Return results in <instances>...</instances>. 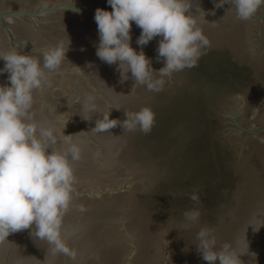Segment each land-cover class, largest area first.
Returning a JSON list of instances; mask_svg holds the SVG:
<instances>
[{"label": "water", "instance_id": "obj_1", "mask_svg": "<svg viewBox=\"0 0 264 264\" xmlns=\"http://www.w3.org/2000/svg\"><path fill=\"white\" fill-rule=\"evenodd\" d=\"M230 3L185 0L209 43L195 67L152 73L163 80L156 92L96 57L93 14L111 11L106 0H0V53L39 58L69 43L61 66L44 70L32 115L53 130L55 149L67 148L62 133L80 149L61 228L76 258L53 255L28 229L0 239V264H206L197 250L202 228L216 251L230 245L237 264H264V7L239 20ZM139 34L133 24L131 47L158 72L159 38L141 49ZM145 107L155 114L149 133L123 126L124 113ZM108 114L116 126L97 131ZM191 210L200 213L195 223L183 215Z\"/></svg>", "mask_w": 264, "mask_h": 264}, {"label": "clouds", "instance_id": "obj_2", "mask_svg": "<svg viewBox=\"0 0 264 264\" xmlns=\"http://www.w3.org/2000/svg\"><path fill=\"white\" fill-rule=\"evenodd\" d=\"M111 11L94 10L98 42L96 57L107 65H116L121 80L129 78L149 91H160L162 79H153L195 67L208 45L202 30L196 26L185 0H106ZM231 8L239 20H247L264 0H231ZM223 6V5H222ZM221 6V7H222ZM76 14L80 10L72 8ZM202 12V11H201ZM204 15L205 13L202 12ZM203 15V18H204ZM140 34L135 43L138 48L157 40V58L163 67L154 72L143 51L131 47V28ZM69 43L42 51L40 57L23 54L13 49L0 53V75L7 73L6 85H0V239L22 230H34L35 237L51 245L57 253L76 258L61 234L62 220L68 211L74 192V175L70 164L80 157V149L71 143V136L63 135L66 150H57L56 136L50 127L33 119V93L44 86L46 69L55 72L66 59ZM94 111L93 106H86ZM123 126L129 131L147 134L154 126L155 114L150 108L124 113ZM116 120L102 116L95 121L97 131L105 132L116 126ZM189 198L197 201L192 193ZM184 218L192 223L199 220L197 210L187 211ZM198 252L206 264H237L238 257L225 244L216 251V240L211 230L197 233Z\"/></svg>", "mask_w": 264, "mask_h": 264}]
</instances>
